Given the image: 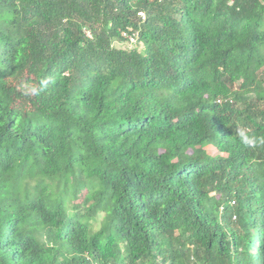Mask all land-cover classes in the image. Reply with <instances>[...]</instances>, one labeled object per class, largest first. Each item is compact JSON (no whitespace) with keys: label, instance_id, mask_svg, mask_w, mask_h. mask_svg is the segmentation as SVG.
I'll return each mask as SVG.
<instances>
[{"label":"trees","instance_id":"obj_1","mask_svg":"<svg viewBox=\"0 0 264 264\" xmlns=\"http://www.w3.org/2000/svg\"><path fill=\"white\" fill-rule=\"evenodd\" d=\"M241 129L264 0H0V264H264Z\"/></svg>","mask_w":264,"mask_h":264},{"label":"clouds","instance_id":"obj_2","mask_svg":"<svg viewBox=\"0 0 264 264\" xmlns=\"http://www.w3.org/2000/svg\"><path fill=\"white\" fill-rule=\"evenodd\" d=\"M138 15L141 16L142 18L144 17L143 12H138ZM129 38H133V35H131ZM129 41L131 42V39H129ZM133 42H135V39ZM50 82H51L50 80L41 81V88L46 87ZM238 135L241 142L248 147L255 148L259 145H264V136L249 135L243 129L239 130Z\"/></svg>","mask_w":264,"mask_h":264},{"label":"rangeland","instance_id":"obj_3","mask_svg":"<svg viewBox=\"0 0 264 264\" xmlns=\"http://www.w3.org/2000/svg\"><path fill=\"white\" fill-rule=\"evenodd\" d=\"M133 41H134V36H133V39L131 40V42H133ZM100 218H101V216H98L97 222H96V227L99 225Z\"/></svg>","mask_w":264,"mask_h":264},{"label":"built area","instance_id":"obj_4","mask_svg":"<svg viewBox=\"0 0 264 264\" xmlns=\"http://www.w3.org/2000/svg\"><path fill=\"white\" fill-rule=\"evenodd\" d=\"M140 14H142V13H140ZM131 40L133 39V38H130Z\"/></svg>","mask_w":264,"mask_h":264}]
</instances>
